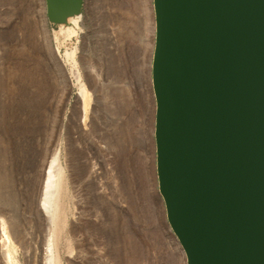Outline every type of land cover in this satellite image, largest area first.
Masks as SVG:
<instances>
[{"label": "rangeland", "instance_id": "374dc122", "mask_svg": "<svg viewBox=\"0 0 264 264\" xmlns=\"http://www.w3.org/2000/svg\"><path fill=\"white\" fill-rule=\"evenodd\" d=\"M116 2L84 0L81 34L55 41L59 25L44 24L41 0H0V264H45L51 232L59 264L185 263L156 185L154 34L139 21L152 0L126 8L137 25L132 51L126 33L110 37L126 19ZM74 46L90 94L85 114L63 59ZM56 153L62 182L51 229L41 198Z\"/></svg>", "mask_w": 264, "mask_h": 264}, {"label": "water", "instance_id": "95a60500", "mask_svg": "<svg viewBox=\"0 0 264 264\" xmlns=\"http://www.w3.org/2000/svg\"><path fill=\"white\" fill-rule=\"evenodd\" d=\"M64 25L84 0H41ZM157 191L184 264H264V0H152Z\"/></svg>", "mask_w": 264, "mask_h": 264}, {"label": "bare ground", "instance_id": "6f19581e", "mask_svg": "<svg viewBox=\"0 0 264 264\" xmlns=\"http://www.w3.org/2000/svg\"><path fill=\"white\" fill-rule=\"evenodd\" d=\"M142 1H144V3H145V0H142ZM140 2H141V0H117L116 5L113 8L114 12H116V13L121 12V14H123L124 16L126 15V19H125V22H123V24H119V23L116 24V25L112 24V27L113 26L114 27L112 29L109 28L110 32H111L110 33V37H112L113 34L117 35V37H120L122 34L126 33L128 35L127 38H131L132 39V40H129V43L127 44V47H128V49L130 51L134 50V49L131 48L132 47V43L131 42L134 43V39H135V35H134V33H132L131 30L135 31L136 28H137V25H136V23L133 22L134 19H133V17L129 16V13L127 12V10L130 9V5H131V8H133V10H136V8H137V6L139 5ZM126 8H129V9H126ZM152 9H153V7H152ZM152 9L149 8L148 6L146 8L145 7L142 8V5H141V10H143L144 15H142V19L139 20V21H141V26L143 25V27H145L146 29L148 27V29H150L149 32L151 34H154L155 33V22H154V13L151 11ZM147 15H149V18H148ZM83 19H84V17H83L82 14H79V15H76V16H73V17L69 18L67 20L66 24L59 25L57 32L53 31L54 32V34H53L54 36L52 35V37H54L53 39L55 41H57V37L59 35H61L65 39H70L73 36L77 38L78 35L81 34V31H82L81 27L83 26ZM44 31H45V36L48 38L49 34L47 33L48 31L46 30V28H45ZM47 38H46V41L48 43L49 40ZM133 47H134V45H133ZM54 53L56 55H59L58 49L55 48L54 49ZM76 57H77V46H74L70 50H65L64 53H63V59L66 62V64H68L70 66L71 76L73 77V79L75 81V84L77 85V93L76 94H77V98L82 103V113L85 114L86 106L89 104V101H90V94H89V92H88V90L86 88V85L81 81V75L79 73V69H78V66H77ZM111 59H113V57ZM0 77H2V75ZM91 77H92L91 78L92 81L95 82L97 77L95 75H93ZM0 81H1V79H0ZM2 87H3V84H2V82H0V90H1ZM2 111H3V109L0 106V117L2 115ZM0 122H1V120H0ZM117 126H119V125H117ZM117 129H118V127H117ZM121 130H120V133L116 132V134L117 133L121 134L122 133ZM119 136H117V137H119ZM0 144H2L1 141H0ZM1 146H0V153H2V151H3V148H1ZM0 169H1V167H0ZM61 169L62 168H61V165H60V162H59L58 153H56L54 155V157L52 158L51 163H50V165L48 167V171H47V174H46V180H45V183H44V186H43V194H42L43 196L41 195L42 196V198H41L42 199L41 200V207H42V209L45 212V217H46L45 220H46V223L49 226V228L53 227V225L56 223L57 218H58L57 201L59 199L58 198L59 194H61L60 193V191H61V182H62V170ZM35 184H36V182H35ZM39 196H40V194H39ZM1 223H2V225H1L0 228L3 227L2 228V232H3L2 236L4 235L5 238H6V231H5V227H4V225L6 223L5 222H1ZM48 232H50V231H48ZM52 237H53V233L51 232L49 234V237H48L49 239L47 240L48 244H46L47 245L46 246V248H47L46 252L48 251V253H47L48 254V259H47V262L45 264H57L58 263V262H56V260L54 258L55 255H54L53 250H52L53 249V247H52Z\"/></svg>", "mask_w": 264, "mask_h": 264}]
</instances>
